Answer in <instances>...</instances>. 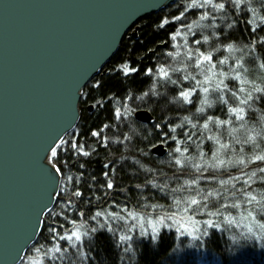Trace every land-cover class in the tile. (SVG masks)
Here are the masks:
<instances>
[{"label": "trees", "instance_id": "obj_1", "mask_svg": "<svg viewBox=\"0 0 264 264\" xmlns=\"http://www.w3.org/2000/svg\"><path fill=\"white\" fill-rule=\"evenodd\" d=\"M193 2L175 0L158 14L140 21L136 25V36L129 33L124 37L115 56L83 90L79 122L64 139H76L91 155L74 157L71 151H60L55 161L51 157L55 166L61 168L59 195L36 242L20 264H33L34 261L40 264H264V239H261L264 237V228L261 227L264 215L258 211L259 206L245 203L239 191L237 203L241 204L240 208L222 209L220 216L211 217L193 213L191 215L197 221L194 225L189 214L182 211L183 205L174 203V198L187 199L195 195V190L172 191L195 176L194 169L186 168L180 174L169 163L179 155L174 152L176 147L182 151L187 148L184 155L204 165L206 175L214 173L217 179L228 181L221 189L226 195L230 194L227 190L233 183L238 190L242 181L257 171L258 162L253 157L264 154V95L254 91V88L264 89V86L244 77L241 69L244 67L250 74L261 72L264 80V68L261 67L264 64V0H244L238 8L232 0H212L209 4L195 0L203 7H193ZM220 3L225 5L224 9L212 7V4ZM249 8L255 9V13ZM177 16H182V19L177 20ZM202 16L206 19L202 20ZM165 19L170 23L159 28ZM174 34L176 39L171 40ZM205 36L208 37L207 42L204 41ZM164 44L165 47H159ZM200 52L211 53L214 57L212 63L216 65L213 70L215 76L207 73L212 79L206 86L215 87L219 80L224 82L221 87L226 86L225 91H217L210 99L211 105L206 107L201 104L204 93L198 87L196 92L199 95L194 93L192 104L179 99L181 90L195 86L196 80L205 79L200 69L194 66ZM189 54L192 59H188ZM124 64L138 71L125 76L120 72ZM160 68L168 72L170 79L160 78ZM148 69H152L151 76L146 75ZM185 76H195L196 80H185ZM171 80L177 83L173 85ZM96 83L101 87L94 88ZM153 88L158 95L152 94ZM146 92L148 96L144 95ZM248 93L252 94V99L241 104ZM221 96L223 100L219 98ZM201 107L204 108L202 113L197 111ZM232 108L243 109L244 119L233 115L229 111ZM116 109L120 110L122 118L115 117ZM138 110L150 112L152 123L146 125L136 121L134 113ZM209 116L212 121H208ZM184 117H188V121ZM217 120L227 123L217 125ZM165 122V131L177 125L180 127L162 139L161 130L156 125L163 126ZM206 122L208 128L203 127ZM105 124L108 125L103 133L109 141L107 148L90 136L91 131H97ZM235 129L240 132L239 145L233 144L228 134ZM123 135H129L131 139L124 141ZM172 136L176 137L175 141ZM159 144L167 149V154L161 159L151 152ZM221 144L227 147L221 148ZM217 151L225 163L216 169L208 168V165L217 163L213 159V153ZM200 152L204 153L202 159ZM240 159H244L246 165H239ZM137 161L139 163H135ZM105 164L109 169L103 167ZM260 166L264 167V164ZM113 168L116 172L111 178L115 188L106 190L101 187L104 183L102 174ZM145 169H151L152 175L158 176L156 182L165 186L164 192L151 187L144 190L135 187L144 185L148 175ZM262 175L257 171V176L250 182L251 188L245 187L258 198L264 193ZM232 176H239L240 182L231 180ZM196 187L207 191L219 185L206 184L202 180ZM73 190L82 191L84 196L72 197ZM125 208L143 220H131L122 211ZM210 208L216 210L212 205ZM96 211L102 215L93 219ZM249 211L255 219L249 217ZM174 212L177 213L176 221L184 217L182 222L188 231L178 223H174L175 227L157 224L156 236L152 239V226L147 221L155 222L158 216ZM106 213L116 215L113 217ZM224 217L231 219L232 223ZM209 219L214 221L211 228L204 223ZM165 222L169 224V220ZM49 228H56L57 233L50 232ZM73 231L82 234L80 242L58 239V235H69ZM123 235L131 236L132 240L122 242L120 237ZM57 245L62 249L60 253L50 251Z\"/></svg>", "mask_w": 264, "mask_h": 264}, {"label": "water", "instance_id": "obj_2", "mask_svg": "<svg viewBox=\"0 0 264 264\" xmlns=\"http://www.w3.org/2000/svg\"><path fill=\"white\" fill-rule=\"evenodd\" d=\"M174 1L0 0V264L23 261L54 207L61 175L48 148L77 126L86 85L141 19Z\"/></svg>", "mask_w": 264, "mask_h": 264}, {"label": "snow or ice", "instance_id": "obj_3", "mask_svg": "<svg viewBox=\"0 0 264 264\" xmlns=\"http://www.w3.org/2000/svg\"><path fill=\"white\" fill-rule=\"evenodd\" d=\"M212 0H204V4H209L211 3ZM233 4L238 8L241 6V4L244 2V0H232ZM193 7H203V4L197 5L195 3V0L193 2ZM213 8H216L218 10H222L224 9L225 5L223 3L220 4H212ZM250 12L255 13V9L249 8ZM177 20L182 19V16H177L176 17ZM201 19H206V16H202ZM262 21H264V18H262ZM170 22L165 19L163 20L158 27L159 28H165ZM249 23H252L251 21H249ZM189 28H191L192 26L189 25ZM231 27V26H229ZM253 31H255V28H253ZM171 40H175L176 39V35H172L170 37ZM204 41L207 42L208 41V37L205 36L204 37ZM197 44L200 43L199 40L196 41ZM262 43H264V41H262ZM231 47V46H229ZM168 55H172V53H168ZM188 59H192L191 55L189 54ZM214 57L212 56L211 53H203L200 52L197 54L196 56V60H195V68L200 69V74L205 76V79L203 81L200 80H196L195 76L189 77V76H185L184 79L188 80L189 78L196 80V85L191 87V88H185L184 90H181L179 93V99L182 100L185 104H192L193 103V95L194 93L198 96L199 93L196 92V88L198 87L200 89V92L205 94V99L203 101H201V104H208V100H207V94L210 91V88L207 87L206 85H208L211 82V77L207 75V73H212L213 76L216 75V73L213 71L216 68V65L212 63ZM220 63H224V61H220ZM207 66L206 68L203 66ZM240 66V65H238ZM262 68H264V64L261 65ZM138 70L134 67L129 66L128 64H124L123 67L120 69V72L125 75V76H129L135 72H137ZM152 73V69H148L146 75L151 76ZM158 73L160 75L161 79H170L168 76V72L164 69V68H160L158 69ZM220 75H224L223 73H220ZM236 79H239V76L236 77ZM171 83L173 85H175L177 82L175 80H171ZM224 84L223 80H219L216 83L215 86V90L219 91V92H223L225 91V87H221ZM94 88H100L101 85L100 83H96L93 85ZM152 94L154 95H158V93H156V90L153 88L152 90ZM241 91H243V89H241ZM254 91L257 93H261L262 95H264V89L262 88H254ZM145 96H148L149 93H144ZM236 94L233 93V96H235ZM221 100H223V97H219ZM252 99V94L248 93L247 97L243 100L240 101L241 104H246L248 103L249 100ZM224 103H227V101H224ZM210 106V104H209ZM127 112V109L125 110ZM197 111L199 112H203L204 108L201 107L200 109H198ZM229 111L235 115L238 119L243 120L244 116H243V109L241 108H232L229 109ZM115 117L117 119L122 118L121 117V112L119 109L115 110ZM208 121H212V117L209 116ZM185 121H188V117H184ZM215 123L217 125H222L223 123H227V121H215ZM176 127H180V125H177ZM176 127L173 128H169L167 129V131H165V129L167 128V122L164 123V125L162 126L161 124H157L156 128L161 130V138L164 139L167 137L168 134H170L171 132H175L176 131ZM193 127H195V125H193ZM204 128H208V123L206 122L203 125ZM108 128V125L105 124L102 128H100L97 131H91L90 132V136L93 138H96L98 141H100L101 145L105 148L108 147L109 145V141L108 138L106 136L103 135L104 130ZM75 135V134H74ZM172 140H176L175 136L171 137ZM131 137L129 135H123V140L124 141H128L130 140ZM209 139H212V137H209ZM249 139H252L251 137ZM117 143H119V141H117ZM177 143H179V141H177ZM227 145H223L221 144V148H226ZM48 151L51 152V156L53 158V161H55V158L58 157L59 152L60 151H64V152H69L71 151V153L73 154V156H80V157H89L91 155L90 151H88L86 149V146L84 144L79 143L76 139H71V140H65V139H60L59 144H55L53 143V145H51L48 148ZM188 149L185 148L183 151L181 150L180 147H176L174 149L175 153H179L178 156H174L172 160L169 161L170 164H172L178 172H180V174L184 173V170L186 168H190V169H194L195 170V176L194 178L185 180L183 182V184L180 185L179 188H173L172 191L173 192H180L181 190H195V195L193 196H189L187 199H184L183 197L181 199H175L174 198V203L179 206V205H183L182 211L184 213H188L189 214V218L191 219V223L194 225L197 221L194 219V217L191 215L193 213H195L196 215H207L209 217L211 216H220L222 214L221 210L222 209H229V208H233V209H237L241 207L240 203H237V191H239V193L243 196L244 198V202L247 203L248 205H257L259 206L258 211L264 215V193H261L259 195V198L256 194H254L251 191H246L245 187L247 188H251V181H253V179L257 176V171L260 174H264V167H261V164H264V154H257L253 157V159L258 162L257 163V171H253L251 173V175L247 176V179H244L241 183V187L237 190L236 189V184L233 183L231 186L230 190H227L230 194L226 195L224 191H221L222 188H224V186L228 183V181H225L223 179H217V177L215 176L214 173H210L208 175H206V169L205 166L199 163H195L193 162L192 158L189 156H185L184 153L187 152ZM200 158L202 159L204 157V153L200 152L199 153ZM47 158V157H46ZM213 159L214 161H216L217 163H213L208 165V168H213L216 169L219 166L223 165L225 163L224 160H221L219 158V156H217L216 153H213ZM52 163V166L55 168V172L56 173H60L61 172V168L55 167V163L54 162H50ZM135 163H139L138 161ZM239 165H246V161L244 159H240L238 161ZM80 167H83V164L80 165ZM105 169H109V165L105 164L103 166ZM116 170L113 168L110 171H104L103 172V178H104V183L101 185L102 188H105L106 190H113L115 188V185L113 183V179L111 178L112 176L115 175ZM145 172L148 174L145 177V183L144 185H136L135 187L138 190H144V188L147 187H151L153 189H159L161 192H164L165 186L162 184L157 183L156 181L158 180V176H153L152 175V170L151 169H145ZM247 175V174H245ZM151 177V178H149ZM72 178L69 177V180H71ZM204 181V183L206 184H211V185H215L218 184L219 187L216 188H212L209 189L207 191L201 190L199 188H197L196 186H198L201 181ZM231 180L236 181V182H240L241 178L239 176H232ZM261 182L264 183V175L261 176ZM166 194V193H165ZM72 197H76V198H82L84 196V193L80 190H73L70 194ZM227 201H231L230 203ZM69 206H71V199H69L68 201ZM210 205H212V207H214L216 210L213 211L212 208H210ZM123 212H125L127 214V216L133 220L136 221L138 219L143 220V217H138L137 215H135L133 212H130L128 209H122ZM177 211H180V209L178 208ZM177 213L174 212L172 213V215H168V214H164V215H160L158 216V218L156 219L155 222H153L152 220L147 221L149 224H151L152 226V239H155L156 236V232H157V224L163 226L166 220H172L173 223H178V221L175 220V215ZM80 215L82 216L83 213H80ZM102 213L100 211H96L95 215L92 217L93 219L99 218L101 217ZM105 215L108 216H115V213H106ZM249 217L255 219V217L253 216V213L251 211L248 212ZM119 219H123L124 217H118ZM184 217H181V220H183ZM224 219L228 222V223H232L231 219H229L228 217H224ZM73 223H75V221H72ZM205 224L208 225V227H213L214 226V221L209 219V220H205L204 221ZM181 227H183L184 231H188V228L184 225H181ZM262 228H264V224L261 225ZM109 231H112L111 228L108 229ZM131 230V229H130ZM178 230H180L178 228ZM49 231L52 233H57V229L56 228H49ZM93 231H95V229H93ZM143 231V229H142ZM193 231H195V229H193ZM86 234V233H85ZM191 234V233H189ZM196 238V237H194ZM58 239L60 241H67L69 243H71L73 241V239H75V241L80 242L82 240V234L79 231H73L71 234L69 235H58ZM261 239H264V237H261ZM120 240L122 242L124 241H130L132 240V237L129 235H123L120 237ZM75 246V245H73ZM61 247L60 246H55L53 249H51L50 251H53L55 253H60L61 252ZM33 264H40V262H33Z\"/></svg>", "mask_w": 264, "mask_h": 264}, {"label": "rangeland", "instance_id": "obj_4", "mask_svg": "<svg viewBox=\"0 0 264 264\" xmlns=\"http://www.w3.org/2000/svg\"><path fill=\"white\" fill-rule=\"evenodd\" d=\"M242 70H243V76L244 77H249L253 82H261L260 84H261V86H264V80H263V75L261 76L260 75V73L261 72H258V73H253V74H250V73H248L247 72V70H245L244 69V67H242L241 68ZM245 70V71H244ZM217 94V90H215V87H212V88H210V91H209V93L207 94V100H208V104H204V106L206 107V106H209V104L211 105V101H210V99L212 98V97H214L215 95ZM205 99V94H203V100ZM229 136L231 137V142L233 143V144H235V145H239L240 144V142L238 141V138H239V134H240V132L238 131V129H235V130H232V131H230L229 133ZM217 156H219V158H220V151H217ZM178 221V226L179 227H181V225H183V222H182V220L180 219V220H177ZM179 221H181V222H179ZM165 225L168 227L169 225H171V227L173 226V227H175L174 226V223L172 222V220H169V224L167 223L166 224V222H165Z\"/></svg>", "mask_w": 264, "mask_h": 264}, {"label": "bare ground", "instance_id": "obj_5", "mask_svg": "<svg viewBox=\"0 0 264 264\" xmlns=\"http://www.w3.org/2000/svg\"><path fill=\"white\" fill-rule=\"evenodd\" d=\"M174 2H175V1H174ZM172 4H173V3H172ZM161 11H162V10H161ZM159 12H160V11H159ZM159 12H158V13H159ZM158 13H155V14H158ZM155 14H152V15H155ZM149 16H151V15H149ZM149 16H147V17H149ZM147 17H144L143 19H145V18H147ZM143 19H141L140 21H142ZM140 21H139V22H140ZM139 22H138V23H139ZM138 23H137V24H138ZM134 28L137 29L136 26H135ZM134 28H132V29L129 31V33H131L133 36H134V35L136 36V32H137V31H136ZM129 33H127V34H129ZM127 34H126V35H127ZM126 35H125V36H126ZM125 36H124V37H125ZM124 37H123V39H124ZM123 39H122V41H123ZM122 41H121V43H122ZM120 46H121V45H120ZM119 48H120V47H119ZM118 50H119V49H118ZM107 64H108V63H107ZM105 66H106V65H105ZM102 70H103V69H102ZM102 70H101V71H102ZM100 73H101V72H100ZM100 73H99V74H100ZM92 80H93V79H92ZM86 86H87V85H86ZM138 111H139V110H138ZM136 112H137V111H136ZM134 114H135V113H134ZM134 118H135V117H134ZM135 120H136V119H135ZM136 121H137V120H136ZM152 121H153V119H152ZM139 123H141V122H139ZM151 123H152V122H151ZM143 124H145V123H143ZM146 125H148V124H146ZM159 145H163V144H159ZM163 146H164V145H163ZM164 147H165V146H164ZM165 149H166V147H165ZM166 154H167V149H166V153H165V155H166ZM165 155H163L162 157H157V156H156V157L161 159V158H163ZM154 156H155V155H154ZM60 185H61V182H60ZM59 189H60V187H59ZM58 195H59V193H58ZM57 198H58V196H57ZM56 200H57V199H56ZM55 203H56V202H55ZM54 205H55V204H54ZM51 210H52V209H51ZM51 210H50V211H51ZM50 211L44 216L43 223H44V221L46 220L45 218H46V216L50 213ZM42 226H43V224H42Z\"/></svg>", "mask_w": 264, "mask_h": 264}]
</instances>
